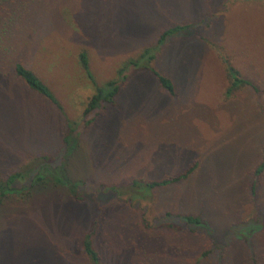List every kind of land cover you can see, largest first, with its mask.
I'll return each mask as SVG.
<instances>
[{
	"label": "rangeland",
	"instance_id": "374dc122",
	"mask_svg": "<svg viewBox=\"0 0 264 264\" xmlns=\"http://www.w3.org/2000/svg\"><path fill=\"white\" fill-rule=\"evenodd\" d=\"M173 26L189 28L151 65L174 95L130 69L115 106L85 126L94 85L79 54L100 86ZM226 64L248 84L232 87ZM263 155L264 0H0V186L28 171L0 194V264H91L82 240L94 223L100 264H264ZM193 164L186 180L132 200L143 196L132 180ZM103 185L119 195L92 191Z\"/></svg>",
	"mask_w": 264,
	"mask_h": 264
},
{
	"label": "trees",
	"instance_id": "16d2710c",
	"mask_svg": "<svg viewBox=\"0 0 264 264\" xmlns=\"http://www.w3.org/2000/svg\"><path fill=\"white\" fill-rule=\"evenodd\" d=\"M189 26H173L167 28L161 32L155 45L150 48H145L143 52L139 55L137 59L129 60L123 64L116 72V77L112 80H109L102 85H96L93 76L89 70L87 55L82 52L79 54V63L90 82L94 85V94L89 98L87 105L83 112V121L85 126L91 124L95 117L101 114V111L105 112L106 109L114 107L116 104L117 96L120 90L126 85L128 79V73L130 69L141 68L144 71L149 72L151 75L155 76L159 85L163 90H165L169 95H174V88L172 82L166 77L160 75L157 71L154 70L151 63L154 61L156 53L160 50V47L165 43L166 39L174 36L178 33L184 32ZM227 72L232 80V87H237L241 84H248L246 81L238 77V73L233 69L229 64H226ZM14 73L19 77L26 86L37 95L41 96L49 103H51L60 114L63 115V109L58 103L57 99L50 91V89L29 69L24 67L21 64H16L14 66ZM72 123L69 121L66 125V132L63 137L64 144H69V139L71 134L74 132ZM44 159V158H43ZM43 164V163H42ZM195 164L189 166L187 169L182 172L173 175L171 177L165 178L163 180H142L134 179L129 183L130 188H136L139 192L143 193V196L131 194L132 200L143 199L146 194H150L151 191L157 188H163L169 185H174L181 181L186 180L194 171ZM264 171V155L263 161L256 167L255 176H259ZM28 171L16 172L6 178L3 184L0 186V194L3 195V190L12 187L16 182H22L27 176ZM101 188L92 190L94 193L98 192L101 194H115L119 195L117 186H100ZM80 199V197H79ZM169 217V216H167ZM181 222L186 225H200L201 221L197 216H177ZM95 231V223L92 225L91 231H88L82 240V249L91 264H100V258L97 253L92 248V236Z\"/></svg>",
	"mask_w": 264,
	"mask_h": 264
}]
</instances>
